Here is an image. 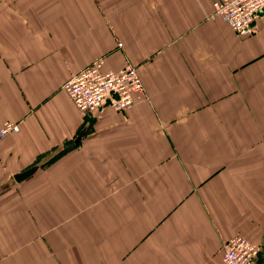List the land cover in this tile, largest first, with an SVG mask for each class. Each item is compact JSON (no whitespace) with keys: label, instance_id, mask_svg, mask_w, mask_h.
Returning a JSON list of instances; mask_svg holds the SVG:
<instances>
[{"label":"crops","instance_id":"0c3cea01","mask_svg":"<svg viewBox=\"0 0 264 264\" xmlns=\"http://www.w3.org/2000/svg\"><path fill=\"white\" fill-rule=\"evenodd\" d=\"M211 1L0 0V264H224L234 235L264 264V13L238 36ZM98 57L136 67L126 110L62 90Z\"/></svg>","mask_w":264,"mask_h":264},{"label":"built area","instance_id":"2783aa9c","mask_svg":"<svg viewBox=\"0 0 264 264\" xmlns=\"http://www.w3.org/2000/svg\"><path fill=\"white\" fill-rule=\"evenodd\" d=\"M211 17L228 24L238 36L253 32L256 20L264 13V0H212ZM75 108L84 114L94 113L104 106L116 112L131 107L143 96L144 88L137 69L125 64L117 71L104 70L103 59L95 58L61 85ZM18 122L4 121L0 125V140L15 133ZM261 248L242 235L224 241L221 261L224 264H252Z\"/></svg>","mask_w":264,"mask_h":264},{"label":"water","instance_id":"95a60500","mask_svg":"<svg viewBox=\"0 0 264 264\" xmlns=\"http://www.w3.org/2000/svg\"><path fill=\"white\" fill-rule=\"evenodd\" d=\"M82 135V130L78 132V134L76 135V137L74 138V143H77L79 141L80 136ZM37 166H31L29 168H27L26 170L16 174L14 176V179L16 181L21 180L22 178L29 176L35 169Z\"/></svg>","mask_w":264,"mask_h":264}]
</instances>
